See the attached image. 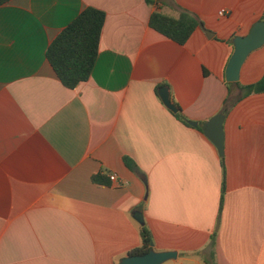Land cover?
Wrapping results in <instances>:
<instances>
[{"label":"crops","instance_id":"1","mask_svg":"<svg viewBox=\"0 0 264 264\" xmlns=\"http://www.w3.org/2000/svg\"><path fill=\"white\" fill-rule=\"evenodd\" d=\"M88 7L105 14L98 56L89 79L67 89L46 52ZM160 9L199 22L184 45L149 27L145 0L0 7V264H119L141 247L137 220L154 251L177 253L165 264H264V91L225 81L229 41L264 20V0ZM263 77L264 45L237 83ZM162 87L197 127L165 108ZM227 98L237 103L223 114ZM220 114L222 157L202 128Z\"/></svg>","mask_w":264,"mask_h":264},{"label":"trees","instance_id":"2","mask_svg":"<svg viewBox=\"0 0 264 264\" xmlns=\"http://www.w3.org/2000/svg\"><path fill=\"white\" fill-rule=\"evenodd\" d=\"M10 1L0 0V7ZM145 2L155 9L150 16L149 27L179 45H184L199 26V22L187 13H182L177 18L162 13L161 0H145ZM104 22V12L88 7L63 29L48 47L46 58L65 88L74 89L89 79L98 56ZM234 38L229 41L230 44ZM227 85L244 91V95L259 93L264 91V77L255 85L244 88L239 87L238 83H227ZM236 103L227 98L221 112L226 114ZM173 116L182 124L189 126L188 120L183 117L181 111ZM124 163L130 170H136L135 164L130 159L124 158ZM92 182L105 184V179L101 174H97L92 177ZM223 191L222 184V193ZM140 238L141 247L131 251L128 256L144 255L151 250L152 236L145 226L140 227Z\"/></svg>","mask_w":264,"mask_h":264},{"label":"water","instance_id":"3","mask_svg":"<svg viewBox=\"0 0 264 264\" xmlns=\"http://www.w3.org/2000/svg\"><path fill=\"white\" fill-rule=\"evenodd\" d=\"M203 31L206 35L212 36V34L204 28ZM232 45L233 53L226 66L225 81L234 84L239 81L240 70L247 57L264 45V20L255 23L246 36L234 38ZM158 96L166 109L173 114L178 113L179 109L172 103L170 91L167 87L160 88L158 90ZM223 121L224 115L220 114L213 117L203 127L199 125L203 128L204 135L214 145L220 157H222L224 153ZM188 124L192 127L198 126L195 122H188ZM137 222L141 226H144L143 221L137 220ZM152 247L153 244H151V250L147 254L127 256L121 259L119 264H165L177 258L176 252H156Z\"/></svg>","mask_w":264,"mask_h":264},{"label":"built area","instance_id":"4","mask_svg":"<svg viewBox=\"0 0 264 264\" xmlns=\"http://www.w3.org/2000/svg\"><path fill=\"white\" fill-rule=\"evenodd\" d=\"M219 14H220V15H223V14H224V11H220ZM109 180H110L111 183H116V182H117V177H116V175H114V174L110 175V176H109Z\"/></svg>","mask_w":264,"mask_h":264}]
</instances>
